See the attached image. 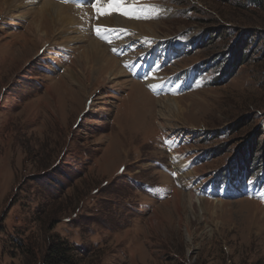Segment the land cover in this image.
Here are the masks:
<instances>
[{
	"label": "rangeland",
	"instance_id": "1",
	"mask_svg": "<svg viewBox=\"0 0 264 264\" xmlns=\"http://www.w3.org/2000/svg\"><path fill=\"white\" fill-rule=\"evenodd\" d=\"M45 1L0 0V264H47L57 241L60 264H264V0H134L158 18L111 16L144 37L105 38L92 0H51L89 11L78 32L42 22L44 46ZM88 39L115 45L125 73L84 58ZM170 42L184 51L157 56ZM230 174L236 196L210 189Z\"/></svg>",
	"mask_w": 264,
	"mask_h": 264
},
{
	"label": "bare ground",
	"instance_id": "2",
	"mask_svg": "<svg viewBox=\"0 0 264 264\" xmlns=\"http://www.w3.org/2000/svg\"><path fill=\"white\" fill-rule=\"evenodd\" d=\"M6 1H10L11 3H20L22 0H6ZM40 1L41 0H39V2H36V5H38L40 3ZM29 3H33V2L30 1ZM34 4L35 3H33V6H34ZM90 5H93V3L90 4ZM102 6L104 8H107L106 0H104V5H102ZM86 9H89V7L87 6V2L85 3V5H84L83 8H78L76 6H73V7L72 6H65L62 3L60 5L57 4V3H52L51 0L50 1L49 0L48 1H45L44 4H42V6L39 8V10L41 12V17H42V19L40 20L41 23H38L39 20H36L35 21V24H33V27H34L33 28V35L38 40L42 41V43H44V46L47 45L48 43H50V38L52 36L50 37V34L49 33L43 32V28H42V25H41V24H43L42 22H44L47 19H50L49 20L50 21V25L49 26L52 29V32L54 31L55 34L58 32L57 31V29H58L57 27L58 26H59V28L61 26L64 27L65 25H67V23H69V25L70 24H72V25L75 24V27H76V30L75 31L78 32L77 31V28H78V30L79 29H82L84 27V25H85V20H86V17L81 18L82 21L79 20V18H80L79 15H81V17L85 16V13H87L89 11V10H86ZM78 22H79V25L81 23V26H78L77 25ZM97 25L104 26V28L105 29H108V30L111 29V28L121 29L122 30V33L127 32V30L129 29V25H130L131 26L130 28H132L131 30H133L135 33L137 32L139 36L144 37V36H142L144 34H143L142 30L140 29L143 26L140 23H135V22H132V21L131 22H128L127 20H125V19H123L121 17H118V16H115V17H112V16L111 17L110 16H101V17H99V22L97 23ZM85 27H86V25H85ZM105 29H102V30L105 31ZM138 35L136 34L135 36H138ZM116 36H117V34H116ZM145 36H148V35H145ZM85 38H86V35L85 34H83V39L84 40L82 39V35L80 37L81 40L87 41ZM135 40H136V38H135ZM88 41H89V39H88ZM112 42H113V39H112ZM120 43H121V46H123L124 44H126V43H122V42H120ZM179 43H181V42H179ZM108 47H110V49ZM114 47H115V45L103 44L102 42H99L98 40L91 39L88 42V45L85 46V49H84V51H85L84 58L89 59L91 62L93 61L96 64V66H98V69H100L101 73L107 71L108 74L111 77L114 76V73H116V72L125 73L124 71H122L123 69L122 70H119V67H118V62L121 61V60L115 58L114 56L112 57L113 60H110V59L108 60V58H107V51L110 52V50H112ZM155 78H157V76ZM153 81L154 82H157V80H155V79H153ZM159 100H161V101L164 102L163 104L165 105V108L167 109V111H169V109L172 108L173 106L175 107L177 105V103H175V101H177L176 98L167 97V98H159ZM165 108H164V110H165ZM161 112L162 111H160V113ZM162 114H163V112H162ZM170 134H167V138L171 137ZM172 152H174L172 154V156H174V158H175L174 159V162L179 161L178 159L180 158V155H181L179 153V150L178 151H172ZM182 171H183V169H179V171L177 172V175H176L177 176L176 179H177V181H180V183L182 184L183 187L186 186V188H188L187 189L189 191L188 192V197H189L191 203L194 205L195 203L200 202V198L198 196L199 194L196 193V192H194V191L195 190H198V189H201L202 187L199 186L196 189H191L190 190V188H191V185L190 184L191 183L187 182V180H188V178L190 176L188 174H183ZM195 174H196V172H195ZM195 197L197 199H195Z\"/></svg>",
	"mask_w": 264,
	"mask_h": 264
},
{
	"label": "snow or ice",
	"instance_id": "3",
	"mask_svg": "<svg viewBox=\"0 0 264 264\" xmlns=\"http://www.w3.org/2000/svg\"><path fill=\"white\" fill-rule=\"evenodd\" d=\"M61 2L69 3L72 2V0H61ZM106 3H107V8H104L102 6L101 0H95L94 4L92 5L93 8L95 9L98 18L101 16H111L113 14L122 15L129 19L158 18L148 15L147 13L149 10L136 7L134 0L131 5H129V0H106ZM152 11L155 10L153 9ZM94 31L98 37L105 38L101 34L100 26L95 27ZM105 31H108V29H105ZM113 51H116V49H113ZM169 147H171V145H169ZM173 176H175V173H173Z\"/></svg>",
	"mask_w": 264,
	"mask_h": 264
},
{
	"label": "trees",
	"instance_id": "4",
	"mask_svg": "<svg viewBox=\"0 0 264 264\" xmlns=\"http://www.w3.org/2000/svg\"><path fill=\"white\" fill-rule=\"evenodd\" d=\"M249 163L250 162L248 160V165ZM242 170H244V168H242ZM235 177H238L239 179V174H234V178ZM63 244L65 243H60L59 241H57V243L52 244L50 246V249L45 257V262L47 264H60V263L68 262L66 258V250L64 249Z\"/></svg>",
	"mask_w": 264,
	"mask_h": 264
},
{
	"label": "built area",
	"instance_id": "5",
	"mask_svg": "<svg viewBox=\"0 0 264 264\" xmlns=\"http://www.w3.org/2000/svg\"><path fill=\"white\" fill-rule=\"evenodd\" d=\"M233 178H234V175H231V174H230V175L228 176V179H233ZM234 179H235V180H239L238 177H235Z\"/></svg>",
	"mask_w": 264,
	"mask_h": 264
}]
</instances>
